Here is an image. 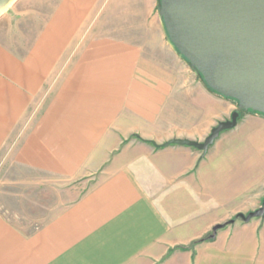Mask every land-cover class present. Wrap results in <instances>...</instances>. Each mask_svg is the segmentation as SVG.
Returning <instances> with one entry per match:
<instances>
[{"label": "crops", "instance_id": "crops-1", "mask_svg": "<svg viewBox=\"0 0 264 264\" xmlns=\"http://www.w3.org/2000/svg\"><path fill=\"white\" fill-rule=\"evenodd\" d=\"M99 2L17 0L0 17V167L60 184L21 202L27 219L0 213V264H264V215L186 248L260 207L264 116L245 112L206 152L165 145L202 141L236 103L156 16L135 25Z\"/></svg>", "mask_w": 264, "mask_h": 264}, {"label": "water", "instance_id": "water-1", "mask_svg": "<svg viewBox=\"0 0 264 264\" xmlns=\"http://www.w3.org/2000/svg\"><path fill=\"white\" fill-rule=\"evenodd\" d=\"M17 0H0V17ZM167 42L207 88L236 103L230 119L219 121L202 142L171 139L206 152L220 132L233 128L239 116H264V0H156ZM264 215L261 206L238 213L247 222ZM221 224L213 226V234ZM212 234V236H213Z\"/></svg>", "mask_w": 264, "mask_h": 264}, {"label": "rangeland", "instance_id": "rangeland-1", "mask_svg": "<svg viewBox=\"0 0 264 264\" xmlns=\"http://www.w3.org/2000/svg\"><path fill=\"white\" fill-rule=\"evenodd\" d=\"M124 1H126V2H124ZM99 3H100V14H101V16H104V17H107L108 15H110V16L111 15L112 16H114V15L115 16L125 15L126 13H128V12L123 11L126 8L127 11L133 12L132 24H135V25L145 24V19L143 18V16H141L142 12L145 14L148 12L151 15L156 16L158 21L160 22L158 15H157V11H156V0H152L150 4L146 3L145 1L137 2V3H131L130 0H100ZM135 12H136V15H138V17H135ZM110 19H112V18H109L108 20H110ZM116 19L119 20L118 17ZM146 24L150 25V22H148ZM159 25H161V23H159ZM235 110H236V108L233 111H235ZM230 115L231 114H229V116L226 118V120L230 119ZM243 115L244 114H242L238 119H240ZM216 125L217 124H215L214 126H216ZM202 141H200V142H202ZM195 149H197V148H195ZM197 150H199V149H197ZM199 151H201V150H199ZM87 180L90 181V179H84V178H71V179L67 180V183H65V185L66 184H68V185H79L80 184L81 185ZM45 185L46 186H49V185L56 186V185H60V184H59V181H57L56 179L44 178V177L39 176L38 174H36L35 176H33V175L30 176L28 174V172L22 171L21 168H18L16 166L15 167L8 166L7 163H4V166L0 167V213L4 217H9L10 220L12 219V217H14V221H16L15 216H17V214L20 217V219H22V218L27 219V217H29L28 214L31 211L21 210V209H18V207H20V205H23V204H21V202L22 201L26 202L28 197L35 198V200H40V198H41V200H43L42 194H43V190H44ZM35 212H36V215L39 214L38 212H40V214H42V211L37 210ZM237 214H235V215H237ZM235 215H233L231 218L223 221L222 223L234 218ZM236 220H241V219H235L234 221H236ZM22 223L23 222H21L20 226H23ZM35 223H36V225H34V226H31V225L30 226H23L25 228V231H30L32 229H39L41 227V226L37 225L38 220ZM222 223H219V224H222ZM232 223H230V224H232ZM213 226H215V225H213ZM212 229H213V227H212ZM215 233L213 234V230H211L209 234H207V235H205L199 239H196L194 242H192L188 246H186V248L188 247L191 249L193 247V245L197 244L201 240H206V239L210 240V238H208V237L212 236V234H213V238H214ZM213 238H211V239H213ZM181 247H183V246L181 245Z\"/></svg>", "mask_w": 264, "mask_h": 264}, {"label": "trees", "instance_id": "trees-1", "mask_svg": "<svg viewBox=\"0 0 264 264\" xmlns=\"http://www.w3.org/2000/svg\"><path fill=\"white\" fill-rule=\"evenodd\" d=\"M238 112H239V116H238V118L242 115V114H244V112L243 111H241V110H238ZM235 219H240L239 217H238V214L237 215H235V217L234 218H232V219H230V220H228V221H226V222H224V223H222L221 225H222V227L223 226H225V225H227V224H230V223H232ZM208 238H213V236H210V237H208Z\"/></svg>", "mask_w": 264, "mask_h": 264}]
</instances>
